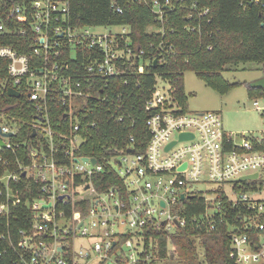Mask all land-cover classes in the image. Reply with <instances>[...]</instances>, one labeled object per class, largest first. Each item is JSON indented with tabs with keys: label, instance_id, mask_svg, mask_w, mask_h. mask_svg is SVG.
Instances as JSON below:
<instances>
[{
	"label": "built area",
	"instance_id": "1",
	"mask_svg": "<svg viewBox=\"0 0 264 264\" xmlns=\"http://www.w3.org/2000/svg\"><path fill=\"white\" fill-rule=\"evenodd\" d=\"M171 1H150L158 19H163ZM244 2L258 5L264 13V0ZM111 6L121 12L115 1ZM69 14V0H0V35L28 37L30 46L29 53H21L0 44V58L7 61L4 84L35 103L39 119L31 125L41 134L27 154V163H18L15 171L0 175L4 184L0 214H8L21 202L32 212L29 230H19L20 237L13 244L19 259L16 264H140L149 260L145 243L152 237L146 239L144 231L157 229L171 234L184 226L177 203L181 194L185 198L203 194L187 190L198 182L208 188L203 194L208 206L216 203L219 208L218 200L225 196L232 206L245 210L239 217L240 228L230 235V257L237 264H264V200L247 192H257V185L264 187V150L260 147L264 129L260 134L240 133L236 141L233 133L224 130L219 111L186 110L173 84L157 78L144 106L149 132L144 150L135 151L130 145L108 161L121 184L102 192L95 189L92 177L104 169L96 158L92 163L94 157L75 154L85 141L82 134L62 136L68 146L55 143L46 114L48 93L59 90L62 103L73 112L76 101L86 102L95 87L87 79L82 82L65 74L68 64L63 55L76 58L79 51L90 53L84 65L87 74L104 79L123 74L128 68L125 60L131 63V49L117 40L127 32L125 27L114 34H91L86 29L89 25L72 24ZM143 69L138 63L137 71ZM252 105L263 117L264 126V99L255 98ZM3 119L0 160L8 164L4 154L9 152L18 161L16 149L21 144L13 138L15 123L5 115ZM85 126L76 116L72 130L85 132L95 128L96 121ZM182 133L192 137L180 139ZM254 173L256 178H243ZM20 178L28 179L26 185H38L35 196L22 197V191L12 187ZM230 182L231 198L224 190Z\"/></svg>",
	"mask_w": 264,
	"mask_h": 264
},
{
	"label": "trees",
	"instance_id": "2",
	"mask_svg": "<svg viewBox=\"0 0 264 264\" xmlns=\"http://www.w3.org/2000/svg\"><path fill=\"white\" fill-rule=\"evenodd\" d=\"M112 1L121 12L111 6ZM150 1L69 0L72 24L125 27L127 32L117 40L122 47L131 49L132 64L125 60L126 71L105 79L87 74L84 65L90 53L79 51L76 58L63 55L68 64L64 68L65 74L74 80L93 82L92 96L86 102L78 99L71 112L70 106L62 103L59 90L52 89L47 95L46 114L55 143L68 146L67 138L62 136L69 138L82 134L85 141L75 154L94 157L103 165L104 171L92 177L99 192L121 184L108 162L112 156L130 145L135 151L144 150L149 137L144 106L157 78L171 82L176 88L177 99L184 105L182 76L186 71H193L206 86L222 95L240 84L224 79L222 71L226 65L254 61L264 67V13L258 5L241 3L242 0H172L160 20ZM205 9L207 12L203 14ZM0 44L21 53L30 52L28 37L5 33L0 35ZM155 58L159 61L153 65ZM140 62L144 67L142 72L137 71ZM6 65L7 61L0 58V118L5 115L15 123L17 131L13 138L21 146L16 149L18 161L11 153L4 154L9 163L3 164L0 160V175L15 171L18 163L26 164L29 150L41 137L39 130L31 125L39 119L35 103L24 93L19 97L7 93L8 84L6 87L4 84ZM246 87L250 98L264 96V90L250 88L247 84ZM76 116L83 128L93 120L96 127L85 132L83 129L73 131ZM118 117L122 119L119 121ZM33 130H37L34 135ZM260 147L264 150V138ZM27 180L20 178L16 185H11L22 191V197L31 198L37 194L38 185L32 182L26 185ZM3 189L4 184L0 181V192ZM2 200L0 194V202ZM218 202L216 213L209 215L203 194H193L179 201L177 210L185 219L184 226L171 234L157 229L144 231L146 239L152 237L150 243L148 240L145 243L150 258L140 264L169 260H175L177 264H237L229 255L230 235L240 228L239 217L245 210L241 206H232L225 196H220ZM73 208L78 209L77 206ZM31 214L25 202L11 207L8 214H0V264L19 261L13 244L20 237L19 230H29Z\"/></svg>",
	"mask_w": 264,
	"mask_h": 264
},
{
	"label": "rangeland",
	"instance_id": "3",
	"mask_svg": "<svg viewBox=\"0 0 264 264\" xmlns=\"http://www.w3.org/2000/svg\"><path fill=\"white\" fill-rule=\"evenodd\" d=\"M86 29L93 33H117L120 32L122 26H87ZM263 65L254 61L240 62L237 64H228L226 69L222 71L224 79L229 83H240L231 88L224 94L220 95L213 89L205 85L198 79L193 71H186L182 76L183 89L185 94L184 107L188 111H219L222 117L223 128L228 133H233L236 141L240 137V133L252 132L260 134L264 129L263 117L254 110L253 99L249 97L246 84L253 79L258 78L262 73ZM264 99V96L261 97ZM261 101V100H260ZM6 121L0 120V125ZM5 180V179H4ZM3 180V181H4ZM230 182L224 186L228 196L231 198ZM257 192L254 190L247 191L253 198L264 200V187L257 185ZM189 191H198L203 194L207 193V186L203 183H194L191 187H187ZM210 195V194H209ZM217 205L207 207V214L213 215L216 213ZM81 241V240H79ZM125 253L130 252L124 248ZM94 263V262H92ZM108 262L107 264H109ZM115 264V263H112ZM159 264H177L175 260L159 262ZM249 264H262L261 261Z\"/></svg>",
	"mask_w": 264,
	"mask_h": 264
},
{
	"label": "water",
	"instance_id": "4",
	"mask_svg": "<svg viewBox=\"0 0 264 264\" xmlns=\"http://www.w3.org/2000/svg\"><path fill=\"white\" fill-rule=\"evenodd\" d=\"M157 64V59H154L153 60V65H156ZM247 85L250 87V88H256V89H262L264 90V67L262 69V73L261 75L256 78V79H253L251 80L250 82L247 83ZM7 93L9 96H13V97H19L20 96V92L17 91L16 89L14 88H8L7 89ZM36 133L35 130H33V135ZM7 135H11V134H7ZM187 137H192L191 134H187V133H182L179 138L180 139H185ZM0 144L3 145V142L0 140ZM173 143L169 144L167 146V149L172 145ZM129 152H132L133 149H128ZM82 160L86 161L87 158L86 157H83ZM91 162L92 163H95L96 162V159L95 158H91ZM22 175H24V172L22 173ZM257 177V173H254V174H250V175H246V176H243V178H256ZM185 198V196L183 194L180 195V200H183ZM48 206V205H47Z\"/></svg>",
	"mask_w": 264,
	"mask_h": 264
}]
</instances>
